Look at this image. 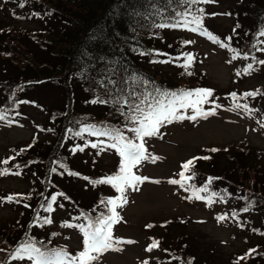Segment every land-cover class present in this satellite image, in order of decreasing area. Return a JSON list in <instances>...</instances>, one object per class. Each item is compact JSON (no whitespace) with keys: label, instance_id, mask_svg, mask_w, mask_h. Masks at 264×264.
I'll return each mask as SVG.
<instances>
[{"label":"rangeland","instance_id":"obj_1","mask_svg":"<svg viewBox=\"0 0 264 264\" xmlns=\"http://www.w3.org/2000/svg\"><path fill=\"white\" fill-rule=\"evenodd\" d=\"M87 2H91V0H87ZM213 2L217 6L208 9L216 15L211 17L210 23L219 34L228 36L233 31L232 13L237 11L236 5L240 0H216ZM18 3L20 0H0V24L3 21V24L8 22L35 31H42L47 26H52L56 31L66 29L70 32L73 29L71 22L66 18L60 22L58 19L52 20L51 17H42L40 13H42L43 7L40 4H35L33 7L25 5L22 8ZM37 10L40 12L39 14H32L31 17L24 18V20L16 16L22 11L29 16V11ZM42 14L45 15V13ZM169 36L171 40L168 39L167 43L171 46L177 44L172 40L180 36L184 38V41H194L188 45L180 43L179 50L175 49V53L178 56H181L182 53L193 54L195 59L191 66L192 74L189 75L191 79L188 84L192 87L200 86L205 89H210L212 86L213 96L211 99L220 107L216 108L215 115H211L207 119L173 121L166 124L159 135L145 142L148 153L159 159L154 163L151 160L144 161L137 169H134L138 175L149 177V180L140 185L139 191L128 189L124 193L127 203L123 207L117 208L121 219L112 229L114 238L134 241V243L118 245L120 251L105 252L100 257L98 264H138L140 259L145 257L150 259L148 264H152L151 258L154 257V253L146 251L147 247L144 245L145 239H143L146 231L142 227L146 229L147 225H152L150 229L153 230L148 232H155L160 230L158 226L160 221H168L169 236L173 238L186 236L185 242L188 240L192 249L184 248L183 245H180L178 249L179 253L187 252L183 255L184 257L189 253L193 254L195 256L193 264H208L212 261L221 264L218 258H222L227 264L230 262L253 264L249 261L257 256L258 250L264 248V206L257 209L248 208L247 212L243 211V207L247 205L241 206V200L230 203V195L237 194L234 188H230L229 193H226L225 188L223 189L222 193L229 195L228 198L220 199L210 196L211 193L201 192L199 194L205 199H195L194 189H198L196 186L206 180L208 176L195 175L185 185L188 188L187 191L180 185H173L168 181L180 179L179 173L183 162L198 157L201 151L213 148L218 149L214 152L215 157L211 161L217 164L218 170H215L217 175H224L231 180H237V182L242 180L243 175L244 177L249 176L247 173L242 175L232 172V159L227 156L229 151L233 155H239L240 162L245 166L244 169L253 166L251 176H254L257 170L264 172V127H261L264 124V94H257L255 97L245 96V93L254 92L250 88L256 87V84L264 85V65L250 74H244L236 69V65L244 63V59L237 58L229 64L232 68L234 67L232 71L225 65L223 57L218 53L219 50L210 47L207 40L201 36L182 31H175ZM33 47L37 49L36 46ZM37 50L40 60L50 59L48 53ZM167 54L173 55L172 51ZM261 56L264 60V54ZM158 57L169 59L167 56ZM181 63L183 60H178V64ZM141 64L151 69L157 77H161L162 81L169 80L170 88L179 90L188 88L182 85L185 76V70L182 67L176 66L174 63H149V66L142 61ZM72 89L75 95L80 91L73 86ZM18 92V102L28 101V103H19L17 111L19 115L14 112L11 117H8V120L13 121L11 124L7 121H0V171L7 169L9 172L5 176L0 175V194H5L6 197L15 192L21 193L22 190H25L24 193L30 192L39 195L34 188L30 187L34 185L31 178L37 174V163L22 169L14 168V165L7 168V164L2 162L10 160L17 154L15 149H8L10 145L16 147L17 144H25L35 136L40 140L39 144H43V140H53L54 137L47 130L56 124V120L48 118V114L52 108L62 109L65 101L64 87L48 81L36 86H26ZM233 92L238 94L239 100H231L230 94ZM80 97L84 96L76 95V98L80 99ZM236 103L246 104L250 111L235 109ZM202 107L207 110L214 105L209 103ZM76 109L93 113L95 119L102 118L103 110L97 105L89 104L82 107L79 104ZM228 109L233 110L229 111ZM185 114L190 115L192 111L189 109ZM73 140L72 135H69L64 145L69 160H72L76 153L71 152ZM235 148L238 151H235ZM241 148H249L251 155L248 156L244 151L240 152ZM83 157L79 156L75 159L77 162L75 167L84 173L92 171L99 173V169L113 171V168L119 165L118 158H113L110 149L102 152V157L99 158L95 168H93V164L83 163ZM221 162H224L222 168L219 165ZM206 164V162H201L196 167L208 171L209 167ZM16 172H19L20 175H15ZM188 174L192 173H186V175ZM193 180H196V183ZM153 181H159V183ZM58 182L67 189L72 187L74 194L80 195L71 197L69 202L72 206L83 208L87 213L91 207L92 192L99 193V198L94 201L95 206L100 205L101 200L120 196V193L112 189L107 192H101L98 189L91 191L89 183L79 179H73L72 182L65 180H58ZM244 184L245 190L243 188L239 190L242 197L248 196L247 190L250 192V187L246 182ZM262 190L264 192V188ZM208 198H211L213 203L209 204ZM22 200L24 205L29 204V198ZM77 200L83 206L77 205ZM56 203L53 205L55 211L48 213L53 223L47 224L43 229L41 227L38 234L42 236V241L63 244L70 254L75 255L76 253L73 254L72 250L77 249L79 252L83 248L82 233L78 229L66 228L61 225L65 222L83 223L84 218L80 215L82 212L69 205L56 206ZM232 207L238 208L232 209ZM19 212V209H14V201H0V234L9 235L13 228L8 222L15 219ZM221 216L226 219L218 220L217 218ZM76 217H80V219H76ZM52 230L59 233L49 238L48 233ZM245 258L247 260H244ZM258 259L260 262L257 264H264L262 258Z\"/></svg>","mask_w":264,"mask_h":264},{"label":"trees","instance_id":"obj_2","mask_svg":"<svg viewBox=\"0 0 264 264\" xmlns=\"http://www.w3.org/2000/svg\"><path fill=\"white\" fill-rule=\"evenodd\" d=\"M42 5L47 15H51L52 20L68 19L72 24V31L60 29L53 30L52 26H47L42 31H35L24 29L21 26H14L8 22H1L0 24V91L3 96L0 102V108L5 109L8 115L19 109L18 102V89L29 83H37L40 81H48L67 89V101L63 110L57 111V116L51 117L56 120V124L48 131L54 137L53 140H43V144H39L38 137L27 141L23 146L17 147V154L13 157V161L19 164L22 169L30 167L32 164L37 163V173L40 175L38 180L35 177L31 178L32 182L38 184L35 188L36 193H21L24 198H29V210L24 213L20 210L15 219L9 221L8 224L12 226L9 235L6 233L0 234V264L7 261L8 264H22L21 261L11 260V254L14 252L15 247L24 240L34 237L35 233L41 229L40 223L36 221V212L39 211L40 215L43 210L40 205L46 204V190H61L62 186L59 185L58 180L64 178H78L87 177L86 181H92L108 176L105 170L99 169V173H84L75 167L77 162L76 158H82L83 163L94 165L96 167L99 156L101 153L95 154L92 152L77 151L72 160H69L68 153L64 150V144L69 133L66 131L68 128L77 130L79 125L77 121L89 119L91 123H97L92 113L77 112L75 104L81 98H86L88 95L89 100L101 95L104 99H112L118 93L112 91L111 96L105 95V88L98 87L96 81L101 79L108 69L114 68L116 74L112 76L113 80L117 81L120 88L127 91V85L121 84L120 81L131 74H140L151 81L162 84L161 77L147 72L141 62L147 56H139L131 51L133 47H138L144 50H157L159 47H164L167 43L169 35H166L170 29H155L152 28V23L164 22L162 17H169L174 15L170 8H167L165 0H154L155 8L166 9L162 15H142L139 17H132L127 15L130 11L138 10L141 13H154V8L148 0H92L88 4H83L78 0H35ZM80 2V3H79ZM124 5H127L125 7ZM202 4H198V7ZM120 8L124 13L122 16H117L115 9ZM175 7V4L173 5ZM194 8L196 7L193 6ZM251 12V13H250ZM248 20L253 23V33L257 29L264 26V0H253ZM137 21L139 22L137 24ZM98 29H103V40L91 39L94 32ZM132 29H135L134 31ZM165 35H164V33ZM49 54L50 59L40 60L38 50ZM85 53H87L85 55ZM173 57L175 50H172ZM103 57L104 59H101ZM109 61H117L118 63L110 64ZM177 62V61H176ZM175 62V63H176ZM83 73L84 75H80ZM131 82L129 81V84ZM164 83L168 84L169 80L164 79ZM80 89L79 93L84 97H80L76 101V95L73 94V89ZM107 89L111 91L112 86L106 85ZM76 102V103H75ZM83 104L86 101L81 102ZM82 104V106H83ZM99 105V104H98ZM103 109V117L99 120V125H107L112 128L124 129L126 120L125 117L119 115L116 111V106L112 103L100 104ZM127 111V109H125ZM80 113V114H79ZM58 125V127H56ZM134 125H128L132 127ZM126 133H131L125 130ZM132 134V133H131ZM133 135V134H132ZM128 136V135H126ZM84 139H88L85 136ZM148 138H145L147 140ZM112 143L111 140L107 141ZM75 145H83L82 142L73 141ZM31 146V147H29ZM248 156L250 152H244ZM232 159L234 173L249 174L248 177H241L239 183L245 190V182L250 187V192L247 190V195L243 199L245 205L256 207L264 203V172L257 170L254 176L253 166L244 169V165L240 162L239 155H229ZM62 162L67 166V169L76 173L79 176H69L66 173L61 175L64 171L53 162ZM258 162V160H257ZM224 162L219 163L223 167ZM52 167H57V172L50 171ZM208 167L218 170L216 162H210ZM256 167V165H254ZM73 168V169H72ZM234 175V174H233ZM37 176V174H36ZM214 180H222L225 183H230V178L212 174ZM245 180V181H244ZM234 182V181H232ZM221 184V183H218ZM96 187L106 186L104 184L95 185ZM33 188V185L30 186ZM223 188L217 187V192L220 195ZM43 194V195H41ZM263 194V195H262ZM18 198L22 199L20 196ZM67 198H70L68 195ZM105 211L104 205L97 206V211L90 215L92 217L98 216L100 212ZM42 216V215H41ZM37 229V230H36ZM43 229V227H42ZM55 233L51 232L50 238ZM171 239V238H170ZM171 245L180 246L184 248L190 246L188 240L181 239L176 236L171 239ZM42 242V241H38ZM42 247L59 249L57 244L53 242H43ZM60 248H63L61 246ZM183 256L185 252H180ZM258 258L264 261V248L257 251V256L249 262L257 264L260 262ZM210 259V258H209ZM185 260L189 264L195 262V256L189 253L185 256ZM221 264H227L222 258H218ZM244 260H247L245 258ZM216 264V262L212 261ZM208 262V264L212 263ZM230 264H237L230 262ZM245 264V263H242Z\"/></svg>","mask_w":264,"mask_h":264},{"label":"snow or ice","instance_id":"obj_3","mask_svg":"<svg viewBox=\"0 0 264 264\" xmlns=\"http://www.w3.org/2000/svg\"><path fill=\"white\" fill-rule=\"evenodd\" d=\"M154 8V13H141L138 10L130 11L127 15L132 17H139L142 15H162L166 9L155 8L154 0H148ZM211 0H165L167 8L171 9L174 15L169 17H162L164 22L152 23L151 27L155 29H183L193 33H198L201 36L206 37L213 43L218 44L221 48H226L227 50L234 53L232 59L237 58L249 59L247 53L241 54L237 49L232 48L231 41L232 36L225 37L221 40L212 32H210L204 26L205 10L202 7L193 6L198 4H207ZM175 4V7L173 5ZM127 7V5H124ZM20 7H24V3L20 4ZM117 16H122L124 13L120 11V8L114 10ZM216 15V14H211ZM139 22L137 21V24ZM240 25L237 24L236 28ZM236 28L233 29V33L236 34ZM133 31L135 29H132ZM257 41L264 44V40H259L260 37H264V27H261L256 33ZM91 39L103 40V29H98L93 33ZM194 43V41H184L183 44L188 45ZM256 47V44H253ZM132 52L139 56H150L153 57L149 60V63H175L178 60H183V63L179 64L185 70L187 75L192 73L188 69L192 66L194 61V56L191 53H182L178 57H170L165 60H158L155 57L158 56H168L167 53L159 52L158 50H144L138 47H133ZM257 51L264 52V48H257ZM87 53H85L86 55ZM101 59H104L101 57ZM252 60L257 63L264 65V60H258L257 57L252 56ZM231 62V61H229ZM110 64L118 63L117 61H109ZM254 71L253 65L251 63L247 64L244 68V73L249 74ZM115 69L111 68L106 71V74L99 80L96 81L98 87L105 88V95L111 96L112 91H116L118 94L112 99H104L101 95H97L95 98L87 101L90 104H108L112 103L116 106V111L122 117H125L126 123L124 129L112 128L107 125H98L95 123H82L77 121L79 128L73 130L68 128L66 131L72 134V138L84 139L85 136L96 137L94 142H86L84 145H75L71 152L74 154L77 151H84L85 147L90 146L91 148L98 149V153L105 152L108 149H112L119 156V166L116 173L108 175L106 177L92 180L90 183L93 185L104 184L110 185L120 193L117 198H110L107 200H101L100 203L104 205L105 211L100 212L98 216L92 217L81 213L85 223L71 224L68 222L62 223V227L75 228L82 233L83 236V248L81 251L75 255L70 254L66 249L60 248H47L42 247L43 242L35 241L33 238L24 240L15 247L14 252L11 254V260L13 261H29L31 264H98L100 257L107 251H120L121 249L118 245L123 243H134V241H123L116 239L113 236V226L118 223L121 219L119 213L117 212L118 207H123L127 203V199L124 193L128 189L133 191H139L140 185L149 180V177H144L138 175L134 169H137L142 162L151 160L155 162L158 157L152 156L148 153L145 147V138L154 137L160 134V129L166 124H170L173 121H196L198 118L207 119L211 115L216 114V108L220 105H216L215 101L212 100L213 91L205 88L198 89H181L179 91L162 90L159 87L154 86V81L140 74H131L124 77L120 83L127 85V91L124 88H120L117 85V81L112 79L115 75ZM80 75H84L80 73ZM240 75V73H237ZM129 81L131 82L129 84ZM106 85H111V91L107 89ZM257 92L245 93V96L255 97ZM233 98H236V93L230 94ZM19 103H28V101H20ZM212 103L214 107L205 109L202 107L205 104ZM235 109H243L245 112H249L250 109L246 104L242 105L236 103L234 105ZM127 109V111H125ZM192 111V114L186 115L188 110ZM229 111L233 109H228ZM16 115H19L17 112ZM0 121H7L11 124L13 121L8 120L7 111L5 109H0ZM128 125H134L128 127ZM264 127V124L261 125ZM125 130L131 132L133 135L131 137L126 136ZM47 131H52L48 129ZM106 139H101V138ZM107 140H111L112 143H107ZM31 147V146H29ZM208 151L216 152L218 149H209ZM14 159V158H11ZM199 159H210V157H193L181 164V171L179 173L180 179H170L168 182L173 185H180V187L188 188L185 185L188 184L194 178L195 173H192V168L195 167V162ZM2 163L8 164L9 160H4ZM57 164L59 168L64 169L61 175L65 173L69 176H79V173L70 171L67 166L62 162H53ZM18 167V166H17ZM51 172H57V167H52ZM186 173H192L191 175H186ZM9 174L8 170L0 171V175ZM15 175H20L19 172L14 173ZM83 179H88L87 177H82ZM214 178L209 177L207 183L198 189H194L193 196L195 199H205L199 193L208 192V184H211ZM154 183H159V181H153ZM191 187V185H189ZM43 195V194H41ZM16 196H20L22 199L23 194H16L14 196H8L3 198L7 202L19 203ZM58 196H64L63 193H57L51 195L50 197H45L47 201L46 204L42 203L40 205L41 209L45 213H51L55 211L53 205L57 201ZM211 196H220L219 193L213 192ZM67 198V197H65ZM223 199V197H220ZM208 203H213L211 198H208ZM63 207V204L59 205ZM24 207H31L25 204ZM243 211L247 212L248 208H244ZM80 219V217H76ZM218 220H224L226 217L221 216L217 218ZM36 221L43 225L53 223L51 216H41L40 212H36ZM147 227H152V225H147ZM55 235V234H54ZM158 246V242H153L146 251L151 252L155 247ZM0 251H3L0 249ZM254 251V250H253ZM3 264H8L7 261ZM147 264V262H145Z\"/></svg>","mask_w":264,"mask_h":264}]
</instances>
